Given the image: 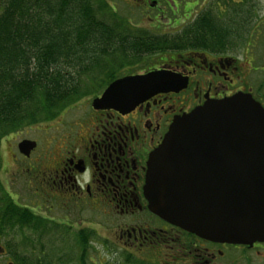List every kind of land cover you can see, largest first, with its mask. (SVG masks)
<instances>
[{"label":"flooded vegetation","instance_id":"flooded-vegetation-1","mask_svg":"<svg viewBox=\"0 0 264 264\" xmlns=\"http://www.w3.org/2000/svg\"><path fill=\"white\" fill-rule=\"evenodd\" d=\"M142 1L145 11L157 13L156 16L163 15L167 9L175 12L170 6L175 3L181 13L173 15H180L175 18L178 24L193 12L188 22L191 24L206 11V8L194 11L198 0ZM245 18L253 19L252 8ZM245 42L242 58H254L250 40ZM238 48L225 52L190 51L167 60L161 58L159 62H164L160 66L146 70L137 68L136 64L128 66L114 80L166 70L178 79H185L186 87L155 93L122 113L92 106L113 80L105 81L93 96L69 107L80 111L67 124L63 115L69 109L51 121L53 126L50 122L42 124L45 129L40 142L35 140V149L28 157H22L27 164L21 171L35 209L19 204L13 198L15 195L9 193L13 203L38 217L42 232L71 241L74 237L82 243L84 240V245L79 247L70 244L79 254L75 264H85L82 255L88 252L90 244L109 251L107 229H112L111 235L121 245L113 264H264V241L228 244L203 239L152 214L143 192L149 155L161 143L175 118L190 113L208 99L219 100L239 91L251 93L264 109V92L254 96L252 90L236 87L238 55L232 53L238 52ZM20 232L0 231L3 241L0 264H34L29 262V248L13 244Z\"/></svg>","mask_w":264,"mask_h":264},{"label":"trees","instance_id":"trees-1","mask_svg":"<svg viewBox=\"0 0 264 264\" xmlns=\"http://www.w3.org/2000/svg\"><path fill=\"white\" fill-rule=\"evenodd\" d=\"M244 1L224 18L218 8L226 2L215 0V9H206L178 34L156 36L109 19L101 0H0V153L2 140L55 119L77 101L86 80L111 81L151 55L225 52L236 40L245 41L251 27L243 17L250 8L255 13L256 5ZM40 226L38 217L10 201L0 183V229L51 236Z\"/></svg>","mask_w":264,"mask_h":264},{"label":"water","instance_id":"water-1","mask_svg":"<svg viewBox=\"0 0 264 264\" xmlns=\"http://www.w3.org/2000/svg\"><path fill=\"white\" fill-rule=\"evenodd\" d=\"M178 78L166 71L124 77L92 106L126 113L155 93L184 89ZM34 148L17 145L25 157ZM147 165L152 214L209 241H264V109L250 94L208 99L175 118Z\"/></svg>","mask_w":264,"mask_h":264},{"label":"rangeland","instance_id":"rangeland-1","mask_svg":"<svg viewBox=\"0 0 264 264\" xmlns=\"http://www.w3.org/2000/svg\"><path fill=\"white\" fill-rule=\"evenodd\" d=\"M247 1V0H246ZM106 4V12L110 16L109 19L116 20L121 23L127 22V25L133 29H144L150 31L152 35H171L174 36L180 32L182 27L184 28L185 24H189L188 22L194 16V13H189L188 19L180 20V24L175 22V18L180 17V15L173 16L178 13L176 4H172L175 8V12L171 13V10H168L161 15L154 12L149 13L145 11L143 7L142 0H104ZM104 2L101 0V5L104 6ZM226 5L223 7H219V12L221 17L223 15L224 18L227 17L226 10H229L230 7H235L240 3H245L244 0H225ZM253 3L256 5V12L254 13V17L252 19V27L249 31L251 40L250 43L252 45V56L254 58H242L244 54V49L246 48V42L241 43V46L238 48V52H233L232 54L237 53L238 58L237 64L239 66L238 70V82L236 87L243 86L245 90H252L251 92L254 96H257L258 92H264V0H253ZM228 4V5H227ZM216 8L215 0H198V6L194 11L204 10L205 8ZM201 8V9H200ZM231 10V9H230ZM105 11V10H104ZM155 18V20H153ZM179 25V26H178ZM179 28V29H178ZM248 45V44H247ZM173 54H162V55H151L143 58L140 63H137L136 67L140 69L160 66L162 64L159 62V59L169 58ZM177 55V54H176ZM119 76L123 74L122 71H118ZM107 78L103 76L95 77V79L84 81L85 87L84 94H82L79 98L86 100L88 96H93L96 92H98V88L106 83ZM86 91V92H85ZM78 98V99H79ZM72 103V102H70ZM74 105V103H73ZM69 109V108H67ZM69 112L64 113L63 120L66 121V124L75 117V114L80 111L75 109H69ZM53 123H51L50 126ZM43 125H33L24 130L18 132L15 135L8 136L1 142V172H0V183L2 189L9 191L19 204L27 205L28 207L35 209L34 206H31L32 194L28 191L26 186V178L24 172L21 170L26 167L27 161H23V158L20 157L16 150V145L23 139L28 140H36L39 141L42 138V133L44 131ZM16 197V198H15ZM0 231H6L5 229H0ZM17 231V230H14ZM112 229L105 230V237L107 238L109 251L107 249L102 248V250L94 244H90L88 252L82 255V259L85 264H98L103 261L106 264H113V261L117 260L118 252L121 250V245L119 241L111 235ZM22 236H15L13 239V244L15 246L20 247L21 242H26V248H29V255H32V258L35 255L39 254L41 249L45 250V253L49 255L48 259L52 260L53 263H68L75 264L77 261V257L74 252V248L72 246H68L65 251H61V247L63 246L60 243L59 238L56 234L54 237H42L38 236L35 233H32L30 230H22ZM31 234V235H29ZM28 237L27 239L25 237ZM0 242H3L0 239ZM30 243V244H29ZM54 248V250H51ZM81 256V255H80ZM43 258V255H42ZM106 260V261H105Z\"/></svg>","mask_w":264,"mask_h":264}]
</instances>
